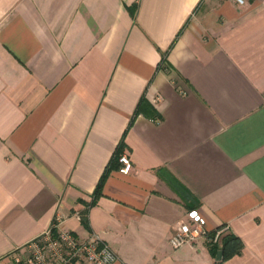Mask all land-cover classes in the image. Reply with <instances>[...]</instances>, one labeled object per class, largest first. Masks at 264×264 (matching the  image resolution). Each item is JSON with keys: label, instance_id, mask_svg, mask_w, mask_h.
<instances>
[{"label": "crops", "instance_id": "1", "mask_svg": "<svg viewBox=\"0 0 264 264\" xmlns=\"http://www.w3.org/2000/svg\"><path fill=\"white\" fill-rule=\"evenodd\" d=\"M191 208L264 264V0H0V264L55 220L113 264H219L171 244Z\"/></svg>", "mask_w": 264, "mask_h": 264}, {"label": "built area", "instance_id": "2", "mask_svg": "<svg viewBox=\"0 0 264 264\" xmlns=\"http://www.w3.org/2000/svg\"><path fill=\"white\" fill-rule=\"evenodd\" d=\"M243 3L244 0H236ZM120 170L129 173L133 162L127 152L119 156ZM223 228L216 230L217 240ZM207 219L198 208L187 211L186 217L175 224L170 242L179 248L201 237H208ZM13 264H113L118 255L98 233L79 238L73 230L62 227L57 220L13 255Z\"/></svg>", "mask_w": 264, "mask_h": 264}, {"label": "trees", "instance_id": "3", "mask_svg": "<svg viewBox=\"0 0 264 264\" xmlns=\"http://www.w3.org/2000/svg\"><path fill=\"white\" fill-rule=\"evenodd\" d=\"M132 13H134V10H132ZM163 60H164V62H166V58H164ZM144 103H145V96H143L141 98V100L138 104L136 113L143 111ZM120 154H121V148H118L115 157H117V159H118ZM108 169H109V165H108L104 175L102 176V178L100 180V184L98 185V187L96 189V195L98 194L99 189L101 188V185L103 183V180L106 176ZM81 217H82L84 224L87 226L88 224L86 221L85 213H82ZM215 233H216L215 229L210 230V232H209L211 251L214 255H216L219 249H223V258L221 260H219L218 263L224 264V260H226L227 258L231 257L234 254L240 253V251L244 245V242L238 235L231 233V232H227L222 236V243L220 245L218 241H214Z\"/></svg>", "mask_w": 264, "mask_h": 264}, {"label": "water", "instance_id": "4", "mask_svg": "<svg viewBox=\"0 0 264 264\" xmlns=\"http://www.w3.org/2000/svg\"><path fill=\"white\" fill-rule=\"evenodd\" d=\"M222 254H223V250L221 249L218 251L217 258L218 259L222 258Z\"/></svg>", "mask_w": 264, "mask_h": 264}, {"label": "rangeland", "instance_id": "5", "mask_svg": "<svg viewBox=\"0 0 264 264\" xmlns=\"http://www.w3.org/2000/svg\"><path fill=\"white\" fill-rule=\"evenodd\" d=\"M13 261V260H12ZM9 264H13V262L9 263Z\"/></svg>", "mask_w": 264, "mask_h": 264}]
</instances>
